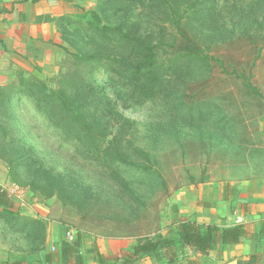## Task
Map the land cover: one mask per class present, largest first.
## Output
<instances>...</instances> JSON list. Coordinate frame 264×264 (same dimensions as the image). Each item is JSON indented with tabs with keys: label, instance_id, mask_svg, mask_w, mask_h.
<instances>
[{
	"label": "rangeland",
	"instance_id": "1",
	"mask_svg": "<svg viewBox=\"0 0 264 264\" xmlns=\"http://www.w3.org/2000/svg\"><path fill=\"white\" fill-rule=\"evenodd\" d=\"M67 1L0 86V264H118L179 188L264 161V0Z\"/></svg>",
	"mask_w": 264,
	"mask_h": 264
},
{
	"label": "crops",
	"instance_id": "2",
	"mask_svg": "<svg viewBox=\"0 0 264 264\" xmlns=\"http://www.w3.org/2000/svg\"><path fill=\"white\" fill-rule=\"evenodd\" d=\"M6 1L0 0V86L13 81L42 42L53 37L55 20L69 4L67 0H27L7 8ZM258 124L264 139V114ZM171 201L174 220L161 234L171 236L183 250L176 251L172 263L140 255L132 264H264V176L185 185L172 194ZM188 220L216 227V240L205 251L178 241L176 225ZM235 233L240 234L236 241Z\"/></svg>",
	"mask_w": 264,
	"mask_h": 264
},
{
	"label": "trees",
	"instance_id": "3",
	"mask_svg": "<svg viewBox=\"0 0 264 264\" xmlns=\"http://www.w3.org/2000/svg\"><path fill=\"white\" fill-rule=\"evenodd\" d=\"M27 1V0H23ZM118 29V28H117ZM213 59V58H212ZM248 92L255 98L253 100L259 104H264V94L255 86L250 80H247L245 84ZM264 114V110L261 111L262 116ZM86 128H89L88 124H84ZM248 147L249 154H253L254 148H257V144L255 142H251ZM171 153L175 154L176 150L172 149ZM117 159L120 161H124V157L122 155L117 156ZM259 166L256 164L252 165L251 162L239 163L237 165L228 164V170L234 169L235 172L232 173H240V174H231L228 175V179L225 181H236V180H244L253 177H262L264 176V172L259 170L260 166H264V161L259 160ZM240 170V171H239ZM7 203L6 200V192L0 190V204L4 205ZM142 219H145L144 215L140 216ZM164 226L161 225L160 231H158L157 236L153 237H136L135 243L131 247V251L127 253L125 258L121 260L118 264H132V262L139 257L140 255H147L151 258L152 253L157 251H165L168 254L154 260L159 261L162 258H165L168 263H172L174 261V257L176 256V251H174V247L177 248V242L171 238V236H163L161 234V230ZM178 241L183 245H188L193 247L196 250L205 251L211 244L216 240L214 232L216 231L215 226L211 225H200L193 221H181L176 225ZM159 230V229H158ZM239 233H235L234 240H238ZM222 239H225V233H222ZM93 252L96 257V261L101 264L102 262V253L99 251L98 245L94 242L93 244ZM7 264H21L19 261H11Z\"/></svg>",
	"mask_w": 264,
	"mask_h": 264
},
{
	"label": "built area",
	"instance_id": "4",
	"mask_svg": "<svg viewBox=\"0 0 264 264\" xmlns=\"http://www.w3.org/2000/svg\"><path fill=\"white\" fill-rule=\"evenodd\" d=\"M0 190H1V191H5V192H6V194L8 195V191H7V190H5L4 188L0 187ZM67 235H68L70 238H72V237H73V235H72V232H71V231H67Z\"/></svg>",
	"mask_w": 264,
	"mask_h": 264
}]
</instances>
